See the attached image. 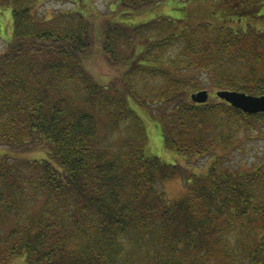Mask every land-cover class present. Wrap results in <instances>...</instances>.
<instances>
[{"label": "trees", "instance_id": "obj_1", "mask_svg": "<svg viewBox=\"0 0 264 264\" xmlns=\"http://www.w3.org/2000/svg\"><path fill=\"white\" fill-rule=\"evenodd\" d=\"M44 1L0 0L13 21L0 55V144L47 153L0 157V264H264V153L250 166L224 161L264 133V111L191 98L205 87L264 94V0H176L183 16L141 22L167 0H115L101 16L102 49L123 70L106 84L84 64L94 1L66 0L75 5L50 16L38 13ZM130 101L185 165L148 154ZM176 177L185 191L171 199L162 187Z\"/></svg>", "mask_w": 264, "mask_h": 264}, {"label": "rangeland", "instance_id": "obj_2", "mask_svg": "<svg viewBox=\"0 0 264 264\" xmlns=\"http://www.w3.org/2000/svg\"><path fill=\"white\" fill-rule=\"evenodd\" d=\"M92 25L94 35V48L92 54L85 59V67L92 73L100 83L106 84L113 77L117 76L123 70V67L115 66L105 56L102 49V41L104 39V21L101 16L107 15L111 11L110 5L115 0H93ZM91 4V3H90ZM75 4L66 0H46L39 8V14L43 15L44 11H47V15L57 13L61 10H70ZM180 5L176 0H167L163 3L149 6L143 9L141 16H134V21H145L156 18L162 15L174 16L176 18L181 17L184 13L181 10H177ZM193 7L194 5H190ZM202 7V6H201ZM8 11V13H6ZM3 12V11H2ZM101 18V19H100ZM191 21L197 20L196 17L190 16ZM13 34V21L12 10L8 8L5 12L0 14V55L7 47V39L12 37ZM207 90L209 98L206 102H214L219 99L216 92L219 90L216 87H205L201 90ZM200 91V90H199ZM198 92V91H196ZM195 93V92H194ZM132 108L138 113V115L144 120V123L148 132L147 152L150 155H157L169 163H181L186 164L184 157L177 152L167 148L163 141V136L156 121L151 119L148 114V110L136 102L130 101ZM251 133V132H250ZM9 153L13 157H19L22 159H43L47 157L45 148L39 143L31 145L29 148L11 149L7 145L0 144V157L4 153ZM264 153V133L259 130L254 131L252 134L246 135L242 138V141L235 146V148L225 155L224 161L226 165L233 167L252 165L260 160ZM193 167L196 170H204L205 166L209 163L210 157L208 155L199 156L193 158ZM192 159V160H193ZM188 166V164H187ZM189 167V166H188ZM162 186V184H161ZM168 197L176 199L182 196L185 191V180L181 177L173 178L166 182L162 187ZM33 207V206H32ZM6 264H26L25 255H18L10 259Z\"/></svg>", "mask_w": 264, "mask_h": 264}, {"label": "water", "instance_id": "obj_3", "mask_svg": "<svg viewBox=\"0 0 264 264\" xmlns=\"http://www.w3.org/2000/svg\"><path fill=\"white\" fill-rule=\"evenodd\" d=\"M216 94L234 107L240 108L245 112L257 113L264 111V94L254 95L242 91L228 89L219 90L216 92ZM191 97L195 102L204 103L208 100L209 93L204 89L192 93Z\"/></svg>", "mask_w": 264, "mask_h": 264}]
</instances>
